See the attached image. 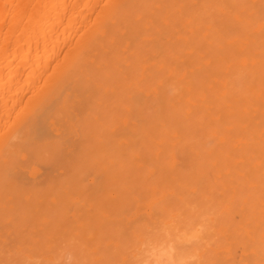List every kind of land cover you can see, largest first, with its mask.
Wrapping results in <instances>:
<instances>
[{
  "label": "bare ground",
  "instance_id": "obj_1",
  "mask_svg": "<svg viewBox=\"0 0 264 264\" xmlns=\"http://www.w3.org/2000/svg\"><path fill=\"white\" fill-rule=\"evenodd\" d=\"M193 203L215 211L202 264H264V0H0V264L82 218L69 238L115 264Z\"/></svg>",
  "mask_w": 264,
  "mask_h": 264
},
{
  "label": "clouds",
  "instance_id": "obj_2",
  "mask_svg": "<svg viewBox=\"0 0 264 264\" xmlns=\"http://www.w3.org/2000/svg\"><path fill=\"white\" fill-rule=\"evenodd\" d=\"M214 223L215 211L208 205L193 203L168 213L127 245L126 264H202L203 246ZM85 257L84 248L69 239L52 258H26L24 264H89Z\"/></svg>",
  "mask_w": 264,
  "mask_h": 264
},
{
  "label": "rangeland",
  "instance_id": "obj_3",
  "mask_svg": "<svg viewBox=\"0 0 264 264\" xmlns=\"http://www.w3.org/2000/svg\"><path fill=\"white\" fill-rule=\"evenodd\" d=\"M90 169H91V168H90ZM92 169L94 170V168H92ZM80 171H82V170H80ZM95 171H96V172H95V176L98 177L97 174H98L99 171H97V170H95ZM69 172H70V171H69ZM72 172H73V171H72ZM75 172L77 173V171H75ZM78 172H79V171H78ZM93 172H94V171H93ZM67 173H68V172H66V176H67ZM70 173H71V172H70ZM70 173H69V174H70ZM84 173H85V170H84ZM84 173H82V175H83ZM88 173H89V175L91 174V173L89 172V170H88ZM100 173H101V172H99V175H100ZM71 174H72V175H73V174L75 175L74 172L71 173ZM92 174H93V173H92ZM64 175H65V172H64ZM64 175H63V178H64ZM82 175L80 174L79 176H78V175H77V176L80 178V176H82ZM86 175H87V174H86ZM86 175H85V176H86ZM93 175H94V174H93ZM93 175H92V176H88V178H86L87 180H85V183H92V185H93V181H92V180H93V179H96V177L93 176ZM211 175H212V174H211ZM70 176H71V175H70ZM77 176H76V177H77ZM85 176H84V177H85ZM73 178H74V177H73ZM81 178H82V177H81ZM81 178H80V179H81ZM68 179H69V178H67V180H68ZM70 179H71V177H70ZM83 179H85V178H83ZM99 179H100V178H99ZM99 179H96V180H99ZM74 180H75V181H74ZM74 180H70V181H74V182H76V179H74ZM81 180H82V179H81ZM88 180H89V181H92V182H89ZM78 181H79V180H78ZM86 181H88V182H86ZM69 183H70V182H69ZM78 183H79V182H77V185H78ZM82 183H83V182H82ZM82 183H81V185H82ZM70 184H72V183H70ZM74 185H75V184H74ZM96 185H97V184H96ZM65 186H69V187H70V185H68V184H65ZM72 186H73V185H72ZM78 186H79V185H78ZM78 186H76V187H78ZM82 186H83V185H82ZM90 186H91V185H88V186L86 185V186H85V184H84L83 187H84V188H85V187L88 188V187H90ZM94 186H95V182H94V185H93V189H94ZM139 186H140V185H138V186L135 187L134 189L137 188V190H139V191H140V189L143 190L142 188L138 189ZM76 187H75V188H76ZM80 187H81V186H80ZM75 188L72 187V191H73V189H75ZM67 189H69V188L67 187ZM80 189H82V188H80ZM80 189H79V190H80ZM88 189H89V188H88ZM69 190H70V189H69ZM77 190H78V189H77ZM82 190H85V189H82ZM91 190H92V188H91ZM91 190L89 189L88 191H91ZM132 191H135V192H136V190H132ZM139 191L136 192V193H139V194H136V193L134 192V195H135V196L138 195L137 197H139V195H143V193H141V191H140V192H139ZM74 192H75V191H74ZM75 194H77V193H75ZM75 194H74V195H75ZM103 194H105L104 196L107 197L108 191H107V192L105 191ZM132 195H133V193H132ZM134 195L131 196V197H134ZM73 197H75V198H73ZM73 197H71V198H69V199H71V200L74 199V201L72 200V202H68V203H71V204L74 203L77 207H78L77 204H79L80 202H82V204L80 203L79 207L85 203V202L83 203V201H85V200H81V201L78 203L77 201H79V199L77 200V198H76V197H78L77 195H76V196H73ZM100 197H103V196H100ZM140 197H141V196H140ZM140 197H139V199H140ZM141 198H142V197H141ZM97 199H98V198H97ZM103 199L106 200L105 197H104ZM66 200H67V199H66ZM71 200H70V201H71ZM76 200H77V201H76ZM89 200H90V202H91L92 204H93V203H94V204H97L96 206H98L99 203L101 204V202H97V203H95L96 201H98V200H96V198H94V200H96L95 202H94V201L92 202L91 199H89ZM89 200H87L88 202L86 201V204H87V205H86V208L84 207V208H85L84 210H86V211H87L88 209H89L88 211H90V208H91V211H92L93 208H94V206H93L92 204H90ZM92 200H93V199H92ZM67 201H68V200H67ZM67 201L65 202V204L67 203ZM75 201H76L77 203H76ZM99 201H100V200H99ZM101 201L103 202L102 199H101ZM118 202H120V201H118ZM125 202H126V201H125ZM125 202H124V204H125ZM68 203H67V204H68ZM88 203H89V205H88ZM104 203H105V201H104ZM104 203H102V204H104ZM65 204H64V205H65ZM102 204H101V207L104 208L105 204H104L103 206H102ZM119 204H120V205H119ZM66 206H67V205H65L64 209L66 208ZM70 206H71V205H70ZM70 206H68V210H69V207H70ZM76 206H75V207H76ZM87 206H91V207H87ZM118 206H120V207H119L120 209H121L122 206H123L122 209L124 208V205L121 206V203H118ZM92 207H93V208H92ZM98 207L100 208V205H99ZM106 207H107V205H106ZM87 208H88V209H87ZM95 208H97V207H95ZM99 208H97L96 210H98L99 213H100V212H103L104 209H100V210H99ZM114 208H117V206H115V207L113 206V210H114ZM119 208H118V209H119ZM66 209H67V208H66ZM71 209H74V206H73V208L71 207L70 210H71ZM81 209H82V207H81ZM118 209H116L117 212H118ZM120 209H119V210H120ZM74 210H75V209H74ZM74 210L71 211L72 214H71V213H68V212H70V211H67V210H65L66 212H63V216H64L65 214H66V215H67V214H69V215L71 214V216H72V218H71V219H72V223H73V220L76 221V219H77V217H75V216H79V214L82 215L81 213H79V212H81V211H79L80 209H79V210L77 209V212H75ZM101 210H102V211H101ZM111 210H112V209H111ZM116 210H114V211H116ZM60 211H61V210H60ZM88 211H87V213L89 214V216H90V214H91V215L93 214L92 212H94V213L97 212V213H98V211H96V212H95V211H92V212L90 211V212H88ZM122 211H123V210H122ZM130 211H132V213L128 211L129 213H128V212H127V213H124V214H123V217L126 216L127 218H131L130 213H131L132 215H134V212H133V210H130ZM82 212H83V211H82ZM112 212H113V211H112ZM119 212H120V211H119ZM64 213H65V214H64ZM76 213H78V215H75ZM87 213H86V215H88ZM99 213H98V216H97L98 219L100 218V219L104 220V218L99 217ZM120 213H122V212H120ZM73 214L75 215V216H74L75 219H74V217H73ZM101 214H104V212H103V213H100V215H101ZM113 214H114V213H113ZM116 214H117V213H116ZM61 215H62V214H61ZM86 215H85V217H87ZM94 215H95V214H93V216H94ZM96 215H97V214H96ZM129 215H130V216H129ZM71 216H65L64 218L67 219L66 217H69V218H70ZM89 216H88V219H87V220H89ZM80 217H83V216H80ZM102 217H103V216H102ZM132 217H133V216H132ZM60 218H61V216H60ZM64 218H63V219H64ZM95 218H96V217L94 216V219H95ZM127 218H124V219H122V221H119V222H118V225H120L119 223H122V222H123V223H122V224H123V227H124V225H125V228H127V227L129 228L131 224H130L129 226H126V225H127V221H128ZM134 218H135V216H134ZM134 218H131V219H134ZM82 219H84V218H82ZM82 219H81V220H82ZM92 219H93V218H92ZM81 220L79 221V219H78V221L81 222V224H82L83 222H82ZM85 220H86V219H85ZM87 220H86V222L88 223ZM102 220H101V221H102ZM123 220H124V221H123ZM126 220H127V221H126ZM70 221H71V220H70ZM28 222H30V221H28ZM63 222H66V221H63ZM63 222H62V224H63ZM79 222H77V221L74 222V223H76L77 225H76V224L74 225V223L71 224V225H72V226L74 225V227H75V226L77 227L78 224H79ZM95 222H96V220H95ZM116 222H117V221H116ZM30 223H31V222H30ZM32 223H34V222L32 221ZM70 223H71V222H70ZM84 223H85V221H84ZM92 223H93V222H92ZM97 223L100 224L101 222H100V221H99V222L97 221ZM107 223H109V222H107ZM107 223H106V224H107ZM113 223H114V222H113ZM130 223H131V222H130ZM133 223H134V222L132 221V224H133ZM68 224H69V223H68ZM81 224H79V225H80V226H83V225H84V224H82V225H81ZM89 224L91 225V221L89 222ZM89 224H88V225H89ZM99 224H98V225H99ZM101 224L106 225L105 222H103V223H101ZM101 224H100V225H101ZM134 224H135V223H134ZM53 225H54V224H53ZM53 225H52V226H53ZM63 225H64V224H63ZM66 225H67V222H66ZM88 225L86 226V224H85L84 226L88 227ZM93 225H94V224H93ZM95 225H96V224H95ZM114 225H115V224H114ZM80 226H79V227H80ZM84 226H83V229L85 228ZM121 226H122V225H121ZM133 226H134V225H133ZM53 227H56V226H53ZM53 227H51V228L53 229ZM68 227H69V225H68ZM68 227H67V228H68ZM79 227L76 228V230H77V231H76L75 229H72L71 226H70V228L72 229V231H73V230L76 231V232L73 231V232L75 233V234H74L75 238L78 237V234H79L78 231H80V230L82 229V227H81V229H80ZM101 227H102V226H101ZM103 227H104V226H103ZM116 227H118V226H116ZM51 228H50V232H51ZM59 228H60V227H59ZM64 228L67 230L66 226H65V227L63 226V229H64ZM89 228H90V227H89ZM97 228H100V226H98ZM97 228H95V229H97ZM106 228H107V226H106L104 229H106ZM108 228H109V226H108ZM108 228H107L108 231L106 230V231H107V232H106L107 234H109V233H108V232H109V229H108ZM131 228H133V227H131ZM24 229H26V228H23V230H24ZM27 229H28V231L30 230L29 234H31V233H32V230H31L30 228H28V227H27ZM54 229H55V228H54ZM65 229H64V231H66ZM78 229H80V230H78ZM83 229H82V230H83ZM95 229H94V230H95ZM100 229H102V228H100ZM119 229L121 230V231H120V236H121V237H123V235H125V234H124V231H125V230H127V231H128V230H129V231L131 230V229H125V230H122V228H119ZM36 230H37V229H34L33 231L35 232ZM40 230H41V229H40ZM60 230H61V229H60ZM82 230H81V232H82ZM84 230H86V229H84ZM89 230H90V229H89ZM89 230H88V232L91 233L92 230H90L91 232H90ZM48 231H49V229H48ZM56 231H57V227H56L55 232H56ZM70 231H71V230L69 229V232H70ZM72 231H71L70 235H72V233H73ZM95 231H96V230H95ZM95 231H94V232H95ZM102 231H103V230H102ZM102 231H101V232H102ZM127 231H125V232H126V234L128 235L129 232H127ZM38 232H40V231H38ZM38 232L36 231V233H32V235H33V234H37ZM41 232H42V231H41ZM55 232H54V233H55ZM61 232H62V230L59 231V233H61ZM66 232H67V231H66ZM81 232H80V233H81ZM85 232H86V231H85ZM85 232H82V233H85ZM94 232H93V233H94ZM103 232H105V231H103ZM26 233L28 234V232H26ZM46 233H47L48 235H47V238H45V241H46V239H48V236H50V235L52 234V233L45 232V234H46ZM56 233H58V232H56ZM59 233H58V236H60ZM62 233H63V232H62ZM64 233H65V232H64ZM64 233L62 234L63 238H61V239H64V240H65V239L67 238V234L65 233L66 236H64V235H65ZM67 233H68V232H67ZM76 233H77V234H76ZM86 233H87V232H86ZM86 233H85L84 236H87V235L89 234V233H88V234H86ZM96 233H97V232H95V237H96ZM98 233H99V229H98ZM130 233H131V231H130ZM40 234H41V233H40ZM70 235H69V233H68V238H67V239H70V238L73 237V236H71V237L69 238ZM79 235H81V234H79ZM103 235H104V234H103ZM43 236H44V234L41 235V236H39V234H38V236H36V239H37L38 237H42L41 239H43ZM82 236H83V235H82ZM84 236L82 237L83 240H84ZM105 236H106V235H105ZM109 236H110V234H109ZM128 236H133V234H131V235L129 234ZM128 236H127V237H128ZM50 237H51V239L54 241V238L52 237V235H51ZM50 237H49V239H50ZM56 237H57V235L55 236V238H56ZM90 237H92V235H91ZM93 237H94V234H93ZM93 237H92V238H93ZM95 237H94V239H97V238H98V235H97L96 238H95ZM101 237H102V236H101ZM101 237H100V239H98V241H99V240L101 241ZM106 237H107V236H106ZM57 238H59V237H57ZM86 238H87V237H86ZM86 238H85V240H86ZM103 238H104V236H103ZM41 239H40V240H41ZM49 239H48V240H49ZM67 239H66V241H67ZM73 239H74V237H73ZM78 239H80V236H79ZM78 239H77V240H78ZM87 239H88V241H89L91 238L88 237ZM107 239L110 240L109 237H107ZM119 239H120L121 244H122V246H121L122 250L120 249V252H121V253L119 252V254H123L124 259L122 260L121 255H119V258H121V259H120L121 262L118 260L119 258L116 259L118 262H117V261H115V262H116L117 264H121V263L125 264V263H126L125 260H127V254L124 255V253H126L127 244H128L129 242H127V240H126L125 242H127V244H124V243H125V242H124V239H123V238H120V237H119ZM126 239H127V238H126ZM132 239L135 240V238H133V237H132ZM132 239H130V240H128V241H131V242H132ZM37 240L40 241L39 239H37ZM43 240H44V239H43ZM43 240H42V242H44ZM48 240H47V241H48ZM75 240H76V239H75ZM206 240H208V238H207ZM38 241H37V243H39ZM57 241L59 242L60 240H57ZM66 241H65V242H66ZM91 241H92V240H90V243H91ZM103 241H104V240H103ZM103 241H102V243H104V242H107V243H108L107 240L104 241V242H103ZM48 242H50V240H49ZM48 242H47V244H48ZM55 242H56V240H55ZM77 242H78V241H77ZM84 242L86 243V241H80V240H79L78 243L83 247V245L85 244ZM205 242H206V241H205ZM37 243H36V244H37ZM63 243H64V242H63ZM63 243L60 242V244H62V245H63ZM95 243H96V242H95ZM97 243H99V242H97ZM44 244H45V242H44V243H41V241H40V243L36 245L37 247L35 246V248H37V249L40 248V251L37 253V249H36V252H35V251H34V252L37 253V254L39 255V257H42V258L44 257L43 259H48V256H49V258H52L54 255L51 254V253L53 252V250H51V249H54V248L56 247V244L54 243L55 246H52L53 242H52V243L50 242V243L47 245V247H46ZM54 244H53V245H54ZM87 244H88V243H87ZM87 244H85L84 248H86V247H90V246H91V245H90V246H86ZM91 244H93V243H91ZM99 244H100V246H101V242H100ZM99 244H96V246L93 244V246H91V247H93V248L90 247V248H87L86 250H87L88 252H89V251H91V252H92V251L97 252V251H99L98 248H100ZM129 244H130V243H129ZM208 244H209V243L207 242L206 245L208 246ZM38 245H39V246H38ZM42 245H44V246L46 247V249H49V250H51V251L48 250V254H47V253H46L47 251H45V250H46V249H45V250H43V252L45 251L44 254L46 253V255H42V254H43V252L41 251V247H42ZM206 245H205V246H206ZM209 245H210V244H209ZM44 246H43V247H44ZM49 246H50V247H49ZM98 246H99V247H98ZM106 246H107L106 244H105V245L103 244V245L101 246V252H104L103 250H106ZM207 246H206V247H207ZM210 246H211V245H210ZM210 246H209V247H210ZM33 247H34V246H33ZM33 247H32V248H33ZM45 247H44V248H45ZM52 247H53V248H52ZM57 247H58V246H57ZM60 247H61V245H60L58 248H60ZM103 247H104V249H103ZM203 247H204V246H203ZM35 248H33V249H35ZM58 248H56V250H57ZM33 249H32V250H33ZM88 249H89V250H88ZM97 249H98V250H97ZM204 249H205V248H204ZM207 249H208V248H207ZM38 250H39V249H38ZM54 250H55V249H54ZM28 251H30V250H28ZM122 251H124V253H122ZM49 252H51V253H49ZM88 252H87V253H88ZM94 252H92V255H94ZM105 252H106V251H105ZM89 253H90V252H89ZM89 253H88V254H89ZM97 253H98V252H97ZM99 254H100V253H99ZM30 255H31V258L34 257V256H32L31 253H30ZM40 255H42V256H40ZM50 255H51V256H50ZM90 255H91V254H90ZM92 255H91V256H92ZM96 255H97V254L95 253L94 256L96 257ZM36 256H37V255H36ZM36 256H35V257H36ZM46 256H47V257H46ZM87 256H88V255H87ZM87 256L85 257L86 260L89 262V264H93V263H92L93 260H91V259H94L95 257L92 256V258H90V257H87ZM97 256H98V255H97ZM91 261H92V262H91ZM102 261H103V260H102ZM106 261H107V260H105V264L107 263ZM123 261H124V262H123ZM22 263H24V261H22V262H16V261H15V264H22ZM99 263H100V262H99ZM109 263H114V261H113V262H109ZM116 263H115V264H116ZM101 264H104V263H101Z\"/></svg>",
  "mask_w": 264,
  "mask_h": 264
}]
</instances>
